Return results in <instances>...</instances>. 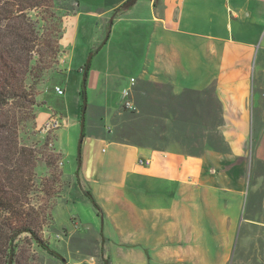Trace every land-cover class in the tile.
Returning <instances> with one entry per match:
<instances>
[{
	"label": "crops",
	"instance_id": "1",
	"mask_svg": "<svg viewBox=\"0 0 264 264\" xmlns=\"http://www.w3.org/2000/svg\"><path fill=\"white\" fill-rule=\"evenodd\" d=\"M74 1L79 8L65 17L60 40L63 86L43 93L37 111L41 127L52 116L63 120L56 145L64 176L77 179L53 211L63 235L58 232L49 247L63 261L45 251L60 260L56 264L102 255L105 264H200L193 255L199 253L200 213L213 223L209 234L231 239L254 188L249 175L264 166V0H139L128 11L119 9L129 0ZM90 53L88 119L77 148ZM157 89L177 105L173 117L139 103V94L148 100ZM125 90L134 110L125 107ZM178 124L179 137L172 133ZM189 127L191 137L205 139L203 152H187ZM213 137L222 148L210 145ZM142 182L147 203L123 197L140 191ZM189 186L203 197L186 201L182 193ZM157 189L177 191L168 201L154 197ZM157 202L163 208H151ZM180 204L191 214L179 217ZM219 251L224 255L222 246Z\"/></svg>",
	"mask_w": 264,
	"mask_h": 264
},
{
	"label": "rangeland",
	"instance_id": "2",
	"mask_svg": "<svg viewBox=\"0 0 264 264\" xmlns=\"http://www.w3.org/2000/svg\"><path fill=\"white\" fill-rule=\"evenodd\" d=\"M52 7H50V15H46L45 13L41 12L40 10L36 12L31 13V17L37 21L38 17H46L47 22L40 23L41 25H44L45 30L48 26L49 32L48 35H51L52 33L56 34L57 26H58V19L61 17L64 19L67 15H73L78 10V4L74 0H53ZM39 51V50H37ZM41 51V50H40ZM43 52H48L42 51ZM34 57V60H41V54H38ZM58 56L51 55L47 57L48 55H44V58L48 61L47 67L48 70H46L44 76H42L43 80L37 84L35 88H33L35 96H32V99H35L37 103L41 105V102H43V98H41L42 94L47 92L54 91L55 86L62 87L63 81L65 79V73L63 72L62 68V62H61V55ZM92 53H90L87 57ZM86 59V61H87ZM86 86L83 84L82 92L85 89ZM86 92V91H85ZM71 95V91L69 92L68 96ZM35 97V98H34ZM149 99L147 100V93L146 94H139V103L140 104H146V101L148 102V108H157V109H163L167 116L173 117L174 114H176L175 108L177 105L171 101V98L169 97V94L162 90H153L151 91L150 95H148ZM86 98V94L82 97V102L80 109L78 110L81 118L84 108V101ZM19 108L16 110L19 111V115L21 116V125L19 126V140L21 144L25 147H28L34 152L35 159L37 160L36 166H35V181L36 186H34V189L32 190L34 203H37L40 205L41 203H46L51 209V218H46V224H44L43 229L39 232V235L41 239L50 246L49 241L51 239H55V236L58 234H62V232L57 231L55 228V219L53 211L55 207L58 204H65L64 200L61 199L66 192L68 191V188L71 184V182L76 181V174H73L72 178H68L67 176H64V166L61 165V162H64V156L63 154L58 150L56 145L57 140V132L53 131L48 134L43 133V127L45 126L48 121L45 122V124L41 127L39 124L37 111L40 106L32 105L31 101H27V103H20L18 104ZM189 116V115H188ZM190 117V116H189ZM86 121L88 119V114L86 112L85 115ZM142 126H144V122L141 123ZM177 129L174 128L172 133L177 131V136L179 137V124L176 126ZM158 128V127H157ZM256 129L258 127H255ZM261 127H259L260 129ZM188 133L190 134V138L187 139L184 144L187 148V152L190 153H201L205 149L204 140L202 137H199L198 135H195L194 137H191L192 133H194L193 128H188ZM255 132V131H254ZM192 134V135H191ZM254 134V133H253ZM259 134V131H258ZM80 136H78L77 140V148L80 147ZM258 135L255 134L252 135V139L255 138V141L258 139ZM168 137V136H167ZM175 137V136H173ZM169 137V138H173ZM213 142H211V146H214L215 148L219 149L223 147L222 142L218 139H215L213 137ZM159 144V143H158ZM51 145V146H50ZM49 163H51V166H48ZM48 177V178H47ZM47 179V185L48 189L45 191H48L47 193L40 192L41 188H44L41 185L42 179ZM249 182L253 189H250L251 192L248 196L249 202L247 203V208L245 207V211L242 214V217L244 221L240 222V219L238 222H236V225L234 227L233 236L231 239H223L218 236H212L209 234V227H213V223L209 222V219L206 218V214L203 211V214L200 213L199 221H200V237L194 239L195 244L199 245L198 249H194L195 251L199 253H193L194 256L199 257L200 264H264V166L259 167L256 166L252 169V173L249 175ZM45 184V182H44ZM143 185L146 184L142 182V186H140V191L132 189L126 192L123 197L129 198L132 200V203L137 202V204H145L147 203V199H150V195L147 191L143 189ZM148 187V186H147ZM160 188V186H156L155 188ZM186 188L182 195L183 198L187 201L192 198H202L201 191H197L196 189ZM45 189V188H44ZM37 191V192H36ZM177 190L176 189H167L165 190H159L157 189L155 191V198L157 196H160L161 198L167 199L168 201L173 200V195L175 194ZM160 192H162L164 195L161 196ZM173 194V195H171ZM179 198V196H178ZM175 199V198H174ZM177 201V199H175ZM157 201V200H156ZM179 201V199H178ZM169 203V202H168ZM157 203H153L151 208L160 209L163 208V206H157ZM154 206V207H153ZM127 210L130 208L132 210V207L129 205L125 207ZM139 210H143L147 208V205H138L137 207ZM171 208V207H169ZM111 207H109V211L107 214L110 213ZM187 207L179 205V217L183 216V214H191V211H187ZM202 210V209H201ZM209 217L211 219L212 212L210 211V208L206 209ZM210 213V214H209ZM106 215V213H105ZM211 215V216H210ZM147 216H151V214H147ZM248 218L254 219L257 223L246 221ZM196 219V217L194 218ZM48 220V221H47ZM212 220V219H211ZM213 221V220H212ZM259 222V223H258ZM110 224V223H109ZM207 226V230H205V227ZM215 229L212 231L214 232ZM66 232V231H65ZM64 232V233H65ZM215 233V232H214ZM156 242H158L159 239H151ZM185 242L187 241L189 245H191V239L184 238L180 239L179 241ZM231 240V241H230ZM224 248V255L221 254V252H215L216 249H220V247ZM105 255L99 256L98 260L91 259L90 257H87L88 259L85 261L84 264H105L106 258ZM183 261H187L186 257L187 254H183ZM189 256H192V254L189 253ZM155 259V258H154ZM89 261V262H88ZM179 259V264H180ZM60 260L51 257L45 249L39 247L35 242L30 240L28 236L25 234L22 236L20 242L18 243V264H56L59 263ZM61 263V262H60ZM63 264V263H62Z\"/></svg>",
	"mask_w": 264,
	"mask_h": 264
},
{
	"label": "trees",
	"instance_id": "3",
	"mask_svg": "<svg viewBox=\"0 0 264 264\" xmlns=\"http://www.w3.org/2000/svg\"><path fill=\"white\" fill-rule=\"evenodd\" d=\"M52 2L0 0V264H9L12 256L13 264H18V243L25 234L62 260L39 235L47 223L46 218H51L52 207L34 203L32 190L36 186L37 160L34 152L19 140V126L23 120L20 112H16L18 104L27 101L40 106L32 96H35L33 88L48 70L44 55L56 57L61 52L63 19H58L56 34L48 35L50 28L47 26L45 30L44 25L40 26L41 22H47L46 17H38L37 21L31 17V13L38 10L50 15L47 10ZM46 50L48 52L42 53ZM37 52L42 59L35 61ZM47 182L45 178L41 180L45 189L40 187V192H48L45 191ZM87 195L93 200L91 193Z\"/></svg>",
	"mask_w": 264,
	"mask_h": 264
},
{
	"label": "built area",
	"instance_id": "4",
	"mask_svg": "<svg viewBox=\"0 0 264 264\" xmlns=\"http://www.w3.org/2000/svg\"><path fill=\"white\" fill-rule=\"evenodd\" d=\"M55 92L59 96H65L64 90L60 87H56ZM129 97H130V90H125L123 92V98L125 99V107L127 109L134 110L135 107H134L133 103L129 100ZM63 126H64V122L60 117L52 116L51 119L49 120V122L46 123L45 126L43 127V133L48 134V133L53 132V131L54 132L58 131ZM139 164L141 166H147L148 167L151 165V161L150 160H141L139 162ZM61 165H63L62 162H61Z\"/></svg>",
	"mask_w": 264,
	"mask_h": 264
},
{
	"label": "water",
	"instance_id": "5",
	"mask_svg": "<svg viewBox=\"0 0 264 264\" xmlns=\"http://www.w3.org/2000/svg\"><path fill=\"white\" fill-rule=\"evenodd\" d=\"M138 1L139 0H129L125 4H123L119 10L120 11H128V10L132 9ZM152 1H154V0H152ZM111 21H113V18ZM92 57H93V54H91L89 56V58L87 59V62H86L85 68H84V73H83L84 86L86 85L87 74H88V70H89V66H90ZM86 109H87V97L85 98V101H84V108H83V113H82V118H81L80 147H81V143L83 141V131H84V126H85ZM57 256L61 258L60 255L57 254ZM9 264H13V256L10 258Z\"/></svg>",
	"mask_w": 264,
	"mask_h": 264
}]
</instances>
